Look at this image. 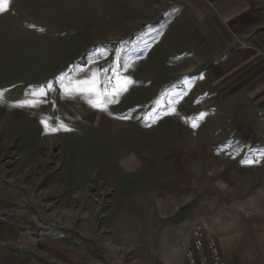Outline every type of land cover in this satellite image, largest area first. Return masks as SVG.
<instances>
[{
	"label": "rangeland",
	"instance_id": "obj_1",
	"mask_svg": "<svg viewBox=\"0 0 264 264\" xmlns=\"http://www.w3.org/2000/svg\"><path fill=\"white\" fill-rule=\"evenodd\" d=\"M116 72L107 111L77 90ZM0 90L8 216L80 231L104 264H185L199 227L264 229V0H9ZM42 118L68 130L37 142Z\"/></svg>",
	"mask_w": 264,
	"mask_h": 264
},
{
	"label": "crops",
	"instance_id": "obj_2",
	"mask_svg": "<svg viewBox=\"0 0 264 264\" xmlns=\"http://www.w3.org/2000/svg\"><path fill=\"white\" fill-rule=\"evenodd\" d=\"M232 21L233 17L229 19ZM44 121L42 118L45 126ZM41 137L57 139L53 132L40 135L37 142ZM36 152L37 147L33 154ZM68 229L69 234L63 231L45 233L0 210V264H104L87 237L80 231L71 235L72 229ZM218 240L229 264H264V229L253 226L232 228L224 235H218Z\"/></svg>",
	"mask_w": 264,
	"mask_h": 264
},
{
	"label": "snow or ice",
	"instance_id": "obj_3",
	"mask_svg": "<svg viewBox=\"0 0 264 264\" xmlns=\"http://www.w3.org/2000/svg\"><path fill=\"white\" fill-rule=\"evenodd\" d=\"M9 3V0H0V7L7 5ZM121 65L119 63V60L116 62V67L119 68ZM105 72L109 71V69H105ZM64 77H59L58 79L63 81ZM113 79L115 80V84L112 83ZM131 82L130 77H124L119 74V72H116L113 77H106L105 81H100L98 78H96L95 74L92 79L83 80L80 81L79 84L76 86L78 91L81 92H91L95 94L97 99L93 102V106L97 108H101L104 111H107L106 103H105V97H114L118 96L121 92L127 90L128 83ZM107 84L108 88H102V84ZM53 85L51 83H48L44 85L42 88L39 89V91L33 93L35 96H46L47 89H52ZM109 88L111 90H109ZM3 97V91L0 90V98ZM40 101H36L35 103H39ZM159 103V102H157ZM175 103V100L173 101ZM25 105L31 106L33 104L32 101H25ZM203 115V114H202ZM45 126L50 129L52 132H56L59 130H68L67 126L63 124L62 122L58 125L50 124L48 120L44 121ZM196 126L195 124L193 125ZM252 161H247V163H251Z\"/></svg>",
	"mask_w": 264,
	"mask_h": 264
},
{
	"label": "built area",
	"instance_id": "obj_4",
	"mask_svg": "<svg viewBox=\"0 0 264 264\" xmlns=\"http://www.w3.org/2000/svg\"><path fill=\"white\" fill-rule=\"evenodd\" d=\"M185 264H229L221 252L218 238L199 227L185 248Z\"/></svg>",
	"mask_w": 264,
	"mask_h": 264
}]
</instances>
